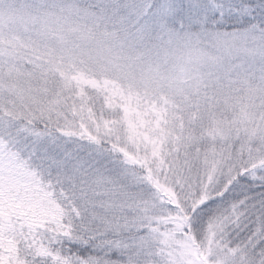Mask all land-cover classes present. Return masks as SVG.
Listing matches in <instances>:
<instances>
[{
  "label": "snow or ice",
  "instance_id": "snow-or-ice-1",
  "mask_svg": "<svg viewBox=\"0 0 264 264\" xmlns=\"http://www.w3.org/2000/svg\"><path fill=\"white\" fill-rule=\"evenodd\" d=\"M0 264H264V0H0Z\"/></svg>",
  "mask_w": 264,
  "mask_h": 264
}]
</instances>
